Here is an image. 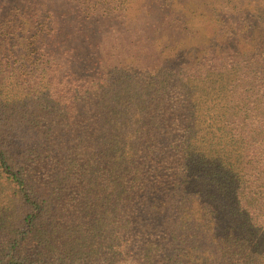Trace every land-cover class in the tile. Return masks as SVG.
<instances>
[{"label": "trees", "instance_id": "obj_1", "mask_svg": "<svg viewBox=\"0 0 264 264\" xmlns=\"http://www.w3.org/2000/svg\"><path fill=\"white\" fill-rule=\"evenodd\" d=\"M0 264H264V0H0Z\"/></svg>", "mask_w": 264, "mask_h": 264}, {"label": "rangeland", "instance_id": "obj_2", "mask_svg": "<svg viewBox=\"0 0 264 264\" xmlns=\"http://www.w3.org/2000/svg\"><path fill=\"white\" fill-rule=\"evenodd\" d=\"M145 29H146V31L148 32V30H149L148 26H146V28H145ZM145 29H144V26H143V27H141V30H145Z\"/></svg>", "mask_w": 264, "mask_h": 264}]
</instances>
